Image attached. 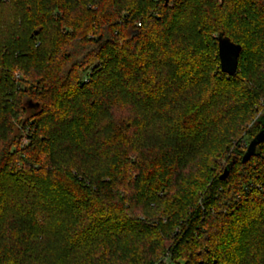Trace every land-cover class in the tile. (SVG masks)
<instances>
[{"label": "trees", "instance_id": "trees-1", "mask_svg": "<svg viewBox=\"0 0 264 264\" xmlns=\"http://www.w3.org/2000/svg\"><path fill=\"white\" fill-rule=\"evenodd\" d=\"M263 118L264 0H0V264H264Z\"/></svg>", "mask_w": 264, "mask_h": 264}, {"label": "water", "instance_id": "water-1", "mask_svg": "<svg viewBox=\"0 0 264 264\" xmlns=\"http://www.w3.org/2000/svg\"><path fill=\"white\" fill-rule=\"evenodd\" d=\"M165 2L167 0H164ZM240 51V45L231 42L228 38L221 34L217 38V53L219 59V68L221 72L228 75H234L237 71V59ZM264 119V118H263ZM264 140V124L259 132L247 144L245 153L242 156L241 162H245L253 155L256 146ZM228 174V168L225 167L219 179H224Z\"/></svg>", "mask_w": 264, "mask_h": 264}, {"label": "rangeland", "instance_id": "rangeland-1", "mask_svg": "<svg viewBox=\"0 0 264 264\" xmlns=\"http://www.w3.org/2000/svg\"><path fill=\"white\" fill-rule=\"evenodd\" d=\"M248 127V126H247ZM250 127V126H249Z\"/></svg>", "mask_w": 264, "mask_h": 264}]
</instances>
